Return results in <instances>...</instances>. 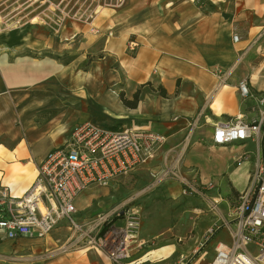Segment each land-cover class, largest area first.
<instances>
[{"label":"crops","instance_id":"crops-1","mask_svg":"<svg viewBox=\"0 0 264 264\" xmlns=\"http://www.w3.org/2000/svg\"><path fill=\"white\" fill-rule=\"evenodd\" d=\"M19 1L0 0V13ZM21 2L24 7L13 13L22 20L20 13L29 6ZM30 18L29 24L43 26L50 36L82 35L84 40L82 51L63 62L24 52L32 46L21 29L27 22L0 23V187L14 197L23 195L40 159L83 121L141 128L165 139L155 151L169 171L162 177L184 174L179 180L193 183L200 201L218 200L220 216L201 235L227 218L230 194L245 188L262 148L255 139L214 145V124L224 121L214 120L259 118L254 100L241 99L236 88L249 78L254 95L264 94L259 76L233 72L240 61L242 69L250 68L253 56L264 54V0H124L119 7L100 9L93 32L86 23L67 22L54 34ZM97 44V55L85 65L87 50ZM218 70L227 73L222 82ZM136 92L134 106L120 97L131 100ZM243 153L247 159L237 162ZM90 186L74 199V219L83 226L94 219L80 216L96 198ZM223 186L226 192L220 191ZM63 221L41 238L0 236V264H111L94 248H64L69 229Z\"/></svg>","mask_w":264,"mask_h":264},{"label":"built area","instance_id":"built-area-1","mask_svg":"<svg viewBox=\"0 0 264 264\" xmlns=\"http://www.w3.org/2000/svg\"><path fill=\"white\" fill-rule=\"evenodd\" d=\"M24 2L31 7V13L35 12L30 20L59 34L67 22L86 23L90 32L95 31L92 23L100 9L119 7L124 0ZM6 8L8 6L2 11ZM14 10L16 8L6 15L0 13V23L19 24L21 19L14 17ZM232 39L237 41L238 35L233 34ZM218 74L222 82L227 73L218 70ZM249 84V78L243 77L236 88L241 99L254 100L252 108L259 112V118L247 122L236 116L215 122L212 143L222 146L255 139L262 150L248 173L245 188L237 194L236 204L229 209L228 217L209 229L206 242L221 229L229 238L228 242H216L210 264H264V94L254 95ZM164 140L162 135L147 129H111L89 121L79 123L61 146L51 149L40 159L37 174L23 195L14 197L6 186L0 187V236L5 239L41 238L59 221L66 220L71 234L64 248H94L111 264H120L129 256L136 241L139 213L129 208L120 218L115 212L98 215L83 226L74 219V199L89 185H107L109 178L144 163L154 156ZM246 159L247 154L243 153L237 162ZM167 172L164 170L162 175ZM186 188L191 192L199 191L193 183H187ZM215 204L213 202L212 209Z\"/></svg>","mask_w":264,"mask_h":264},{"label":"rangeland","instance_id":"rangeland-1","mask_svg":"<svg viewBox=\"0 0 264 264\" xmlns=\"http://www.w3.org/2000/svg\"><path fill=\"white\" fill-rule=\"evenodd\" d=\"M21 1L14 4L15 8L19 6L20 10L24 7ZM25 6L27 7V4ZM11 9L10 5L1 15L3 13L6 15ZM30 12L31 7H28L20 13L24 18L19 23L27 22L21 26V29L23 34L28 35L32 44L26 47L24 52L37 56H54L65 62L72 60L82 51L81 42L84 40L82 35L50 36L43 26L29 24L28 20L33 16L29 14ZM87 44L85 43V46ZM99 45L97 44L94 50H87L89 52L86 54L85 65L97 55ZM244 63V60L238 63L233 75L242 77L254 72L257 78L259 76L258 85H264V54L253 56L250 68L242 69ZM221 119L225 120L226 117L216 118L214 121ZM163 170V161L155 155L152 160L118 174L114 180L108 181L107 185L92 184L89 188H92L96 198L91 206L81 212L80 216L82 219H88L115 212L120 218L129 208L139 213L140 225L136 241L132 244L129 256L122 259L120 264H181L183 262L210 264L213 246L217 240L224 242L229 240L227 233L221 229L212 240L206 242L209 229L218 225L216 223L201 235L211 220L215 216H220L216 207L218 200L212 197L207 199V203L200 201L196 192L186 188L188 182L179 180V176L184 174L175 172L178 177L173 174L162 177ZM230 181L234 186L235 183ZM220 191L226 192L227 188L223 186ZM237 194H230L233 200L230 208L236 204ZM213 202L216 203L215 210L211 207ZM212 211L216 213L213 214ZM1 214L0 207V216ZM218 219L220 221L221 218ZM140 242L141 245H138Z\"/></svg>","mask_w":264,"mask_h":264},{"label":"trees","instance_id":"trees-1","mask_svg":"<svg viewBox=\"0 0 264 264\" xmlns=\"http://www.w3.org/2000/svg\"><path fill=\"white\" fill-rule=\"evenodd\" d=\"M160 92H161L162 94H165V91H164V90H161ZM120 97H121L122 101H123L125 104H127V105H129V106H134L135 103H136V100H137V92L134 93L133 98H132L131 100H126L125 98H123V95H122V94L120 95Z\"/></svg>","mask_w":264,"mask_h":264},{"label":"bare ground","instance_id":"bare-ground-1","mask_svg":"<svg viewBox=\"0 0 264 264\" xmlns=\"http://www.w3.org/2000/svg\"><path fill=\"white\" fill-rule=\"evenodd\" d=\"M256 79V77L254 76V79L253 80H255Z\"/></svg>","mask_w":264,"mask_h":264},{"label":"water","instance_id":"water-1","mask_svg":"<svg viewBox=\"0 0 264 264\" xmlns=\"http://www.w3.org/2000/svg\"><path fill=\"white\" fill-rule=\"evenodd\" d=\"M117 224H119V223H117Z\"/></svg>","mask_w":264,"mask_h":264}]
</instances>
